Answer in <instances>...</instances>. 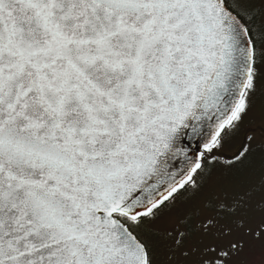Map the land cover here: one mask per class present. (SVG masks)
<instances>
[{"label":"snow or ice","instance_id":"snow-or-ice-1","mask_svg":"<svg viewBox=\"0 0 264 264\" xmlns=\"http://www.w3.org/2000/svg\"><path fill=\"white\" fill-rule=\"evenodd\" d=\"M258 94L264 0H0V264H157L166 216L187 259L194 231L264 206V170L245 189L205 176Z\"/></svg>","mask_w":264,"mask_h":264},{"label":"rangeland","instance_id":"rangeland-1","mask_svg":"<svg viewBox=\"0 0 264 264\" xmlns=\"http://www.w3.org/2000/svg\"><path fill=\"white\" fill-rule=\"evenodd\" d=\"M246 137L247 147L252 151L247 159L236 167L229 168L227 162L233 160L236 154L231 153L234 148L241 145ZM207 188L217 191L224 188L236 187L245 189L253 182L258 184V178L264 170V96L257 95L252 111L244 120L240 129L227 138L223 147L217 150L216 158L205 166ZM260 196L254 197L251 207L242 211L235 217L220 218L215 227L208 234L194 231L186 241V249L194 254L187 259L179 253L169 255L171 241L167 240L164 232L176 223L175 216H166L159 224V238L157 240V264H204V261L212 259L202 253L210 246L227 248L234 242H239L241 250L239 255L232 258L229 264H264V238L260 232L264 229V206L260 203ZM185 207L189 210L202 208L203 198L197 197L189 200ZM202 218V217H201Z\"/></svg>","mask_w":264,"mask_h":264},{"label":"water","instance_id":"water-1","mask_svg":"<svg viewBox=\"0 0 264 264\" xmlns=\"http://www.w3.org/2000/svg\"><path fill=\"white\" fill-rule=\"evenodd\" d=\"M209 134V132H205V137ZM188 144L191 145V147L188 149L189 151V158H187V164L190 167L191 166V162L193 160H198L199 156H200V152L202 150L203 147V143H204V139L202 138H197L196 140H192L191 138H189V140L187 141ZM180 167L183 168L184 167V163L180 164Z\"/></svg>","mask_w":264,"mask_h":264},{"label":"flooded vegetation","instance_id":"flooded-vegetation-1","mask_svg":"<svg viewBox=\"0 0 264 264\" xmlns=\"http://www.w3.org/2000/svg\"><path fill=\"white\" fill-rule=\"evenodd\" d=\"M244 147H247V140H246V137L244 138V141H242V143H241V145H239L237 148H234L232 151H231V153H235V152H237L238 150L240 151L242 148H244ZM238 151V152H239ZM213 162V161H212ZM209 163V162H208ZM208 163H206L205 164V166H207V164ZM219 222V221H218Z\"/></svg>","mask_w":264,"mask_h":264}]
</instances>
